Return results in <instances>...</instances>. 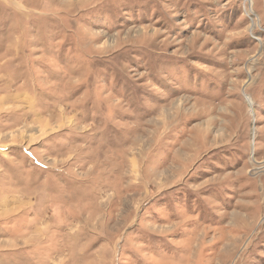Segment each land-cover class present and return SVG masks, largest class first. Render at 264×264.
<instances>
[{"label": "rangeland", "instance_id": "374dc122", "mask_svg": "<svg viewBox=\"0 0 264 264\" xmlns=\"http://www.w3.org/2000/svg\"><path fill=\"white\" fill-rule=\"evenodd\" d=\"M0 264H264V0H0Z\"/></svg>", "mask_w": 264, "mask_h": 264}, {"label": "crops", "instance_id": "0c3cea01", "mask_svg": "<svg viewBox=\"0 0 264 264\" xmlns=\"http://www.w3.org/2000/svg\"><path fill=\"white\" fill-rule=\"evenodd\" d=\"M26 154L31 158V159H36V156H34L33 154H31V152H26ZM48 167L46 166V169H47ZM52 168V167H51ZM52 169H54V168H52ZM50 172H54V171H50ZM52 175H54V176H52V177H54V178H56V177H58V176H55L56 174H53V173H51ZM51 177V178H52ZM53 189L54 191L53 192H48L47 193V195H48V200L49 199H52L53 198V196H55V193H57V191H56V189H54L53 187H49V189Z\"/></svg>", "mask_w": 264, "mask_h": 264}, {"label": "bare ground", "instance_id": "6f19581e", "mask_svg": "<svg viewBox=\"0 0 264 264\" xmlns=\"http://www.w3.org/2000/svg\"><path fill=\"white\" fill-rule=\"evenodd\" d=\"M249 13L251 12V10H249L248 11ZM256 25H258V22L257 23H255L254 25H253V27L251 28V29H253ZM133 29V28H132ZM138 31L140 30V29H137ZM141 36V35H140ZM108 44L109 45H111L110 43H109V41H108ZM181 104H182V102L181 101H179V106H181ZM249 106L250 107H253V103L249 100ZM32 132V131H31ZM52 132V131H51ZM47 133V131H43L42 133H41V136L42 135H44V134H46ZM35 134L33 133L32 135H31V137H33ZM30 140V139H29ZM249 228H251V227H249Z\"/></svg>", "mask_w": 264, "mask_h": 264}]
</instances>
